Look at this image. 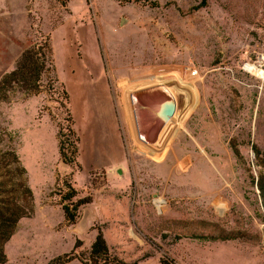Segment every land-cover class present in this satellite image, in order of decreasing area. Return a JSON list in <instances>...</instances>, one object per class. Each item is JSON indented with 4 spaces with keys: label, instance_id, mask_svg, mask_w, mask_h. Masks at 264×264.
<instances>
[{
    "label": "rangeland",
    "instance_id": "1",
    "mask_svg": "<svg viewBox=\"0 0 264 264\" xmlns=\"http://www.w3.org/2000/svg\"><path fill=\"white\" fill-rule=\"evenodd\" d=\"M38 34L66 93L79 168L59 162L64 100L48 75L37 93L0 101V154L17 155L33 209L1 264L84 253L97 231L136 264H264L250 183L251 144L264 149V0H0V75ZM158 85L175 110L148 142L132 92ZM14 166L0 161V197ZM67 176L90 196L73 224L57 203Z\"/></svg>",
    "mask_w": 264,
    "mask_h": 264
},
{
    "label": "trees",
    "instance_id": "2",
    "mask_svg": "<svg viewBox=\"0 0 264 264\" xmlns=\"http://www.w3.org/2000/svg\"><path fill=\"white\" fill-rule=\"evenodd\" d=\"M127 3L138 0H117ZM151 4H155L151 2ZM203 4V0H201ZM48 75L50 83L48 90H55L58 86L64 102L61 107L64 109L62 126H58L56 132L57 155L59 162L70 169L79 168L77 162L78 136L72 128V120L67 107H65L66 93L62 85L54 75L52 63L51 46L47 35L38 34L37 39L25 46L19 53L11 70L0 75V101H6L9 95L14 92H22L25 95L37 93L41 88V77ZM229 147L235 158H239V152L234 143ZM253 164L257 168L256 177L250 176V183L257 190L261 219L264 222V149L251 144ZM13 163L12 176L15 180L10 182V189L4 190L3 197H0V264L5 262L3 244L12 234L16 222L22 217H29L32 209V192L21 176L25 173L23 166L19 164L17 155L13 150H7L0 154V161ZM11 176V177H12ZM5 186V183H1ZM57 203L65 223L73 224L78 216L79 208L90 202V196H80L78 191L70 185L69 177L63 178L60 184ZM72 258H77L81 264H136L135 261H126L112 254L101 234L97 231L84 253H65L55 256L47 264H64ZM160 264H175L170 259L159 258Z\"/></svg>",
    "mask_w": 264,
    "mask_h": 264
},
{
    "label": "bare ground",
    "instance_id": "3",
    "mask_svg": "<svg viewBox=\"0 0 264 264\" xmlns=\"http://www.w3.org/2000/svg\"><path fill=\"white\" fill-rule=\"evenodd\" d=\"M250 69V68H249ZM254 70L253 68H251ZM256 71V69L254 70ZM166 88L162 85L158 86H145L141 87L132 93H138L137 95L138 103V113L140 126L143 133L146 135L148 142L152 141L154 134V119L152 116L153 108L158 101H161L165 94ZM162 93V94H161Z\"/></svg>",
    "mask_w": 264,
    "mask_h": 264
},
{
    "label": "water",
    "instance_id": "4",
    "mask_svg": "<svg viewBox=\"0 0 264 264\" xmlns=\"http://www.w3.org/2000/svg\"><path fill=\"white\" fill-rule=\"evenodd\" d=\"M164 94V98L155 104L152 112L154 119L153 131L155 136L161 127L172 117L175 110V101L172 94L167 89L165 90Z\"/></svg>",
    "mask_w": 264,
    "mask_h": 264
}]
</instances>
